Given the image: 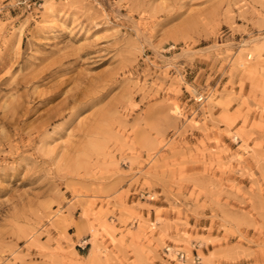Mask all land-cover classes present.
Instances as JSON below:
<instances>
[{"label": "rangeland", "instance_id": "1", "mask_svg": "<svg viewBox=\"0 0 264 264\" xmlns=\"http://www.w3.org/2000/svg\"><path fill=\"white\" fill-rule=\"evenodd\" d=\"M0 264H264V0H0Z\"/></svg>", "mask_w": 264, "mask_h": 264}, {"label": "built area", "instance_id": "2", "mask_svg": "<svg viewBox=\"0 0 264 264\" xmlns=\"http://www.w3.org/2000/svg\"><path fill=\"white\" fill-rule=\"evenodd\" d=\"M179 253V252H178ZM180 256H183V254L182 253H180Z\"/></svg>", "mask_w": 264, "mask_h": 264}]
</instances>
